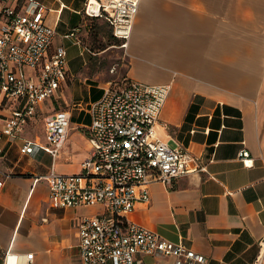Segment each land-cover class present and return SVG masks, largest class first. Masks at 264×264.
<instances>
[{"label":"crops","instance_id":"0c3cea01","mask_svg":"<svg viewBox=\"0 0 264 264\" xmlns=\"http://www.w3.org/2000/svg\"><path fill=\"white\" fill-rule=\"evenodd\" d=\"M37 1L54 29L50 50L66 51L64 78L12 139H0V264L7 254L23 264L27 253L33 264H80L78 223L99 206H60L48 197L42 175L50 166L60 174L79 172L90 154L88 105L108 83L124 79L169 84L157 120L160 137L203 164L199 174L149 183L148 200L137 202L129 217L203 256L195 264H264V0H139L124 47L102 17L84 12L85 0ZM102 27L118 43L99 47ZM70 46L81 57L75 70L67 62ZM119 51L117 62L101 68L104 57ZM16 105L0 94V127L3 107ZM61 109L69 110L70 123L52 159L40 147L43 119ZM74 109L84 120L72 118ZM24 140L33 152H19Z\"/></svg>","mask_w":264,"mask_h":264},{"label":"built area","instance_id":"2783aa9c","mask_svg":"<svg viewBox=\"0 0 264 264\" xmlns=\"http://www.w3.org/2000/svg\"><path fill=\"white\" fill-rule=\"evenodd\" d=\"M138 3L85 0L83 10L102 17L124 47ZM53 36L54 29L45 22L43 5L37 0L23 6L0 0V94L3 100L17 101L15 107H3L7 111L0 139H12L64 78L66 51L63 47L50 50ZM168 91V83L126 79L108 83L88 105L90 154L80 162L79 172L60 174L50 166L42 175L48 184V197L60 206H99V211L81 217L78 223L80 264H138L143 255L172 257L171 264L203 261V256L181 242L166 240L129 217L137 202L148 200L149 183H171L203 169L187 148L170 146L160 137L157 120ZM69 119L67 109L43 119L44 143L40 147L52 159L66 138ZM1 150L0 146V154ZM18 150L31 153L34 146L24 140ZM240 155L246 156V151L241 150ZM17 261L16 255H6L5 264ZM22 263L33 264L32 253L24 254Z\"/></svg>","mask_w":264,"mask_h":264},{"label":"rangeland","instance_id":"374dc122","mask_svg":"<svg viewBox=\"0 0 264 264\" xmlns=\"http://www.w3.org/2000/svg\"><path fill=\"white\" fill-rule=\"evenodd\" d=\"M109 29L108 28H104L102 27L101 31H100V34H101V38H100V43L98 44L99 47H104L106 44H108L109 42H116L118 43V41H116L115 39H113L111 33H109L108 31ZM64 45L66 46L67 43H64ZM67 62L69 63V65L71 66L72 69H76L79 62H80V59L81 57L77 54V48L76 47H73V46H70L67 48ZM119 55H123V52L119 51L118 52H111L110 53V56L108 57H104L102 59L103 63H102V66L101 68H104L108 65V61H112V62H117L118 58H119ZM116 69H118V65H115ZM122 68V67H121ZM59 104V103H58ZM55 107H57V105L54 103L53 104ZM72 118L73 119H78V120H84V115L83 113H80L77 109H74L72 110Z\"/></svg>","mask_w":264,"mask_h":264}]
</instances>
